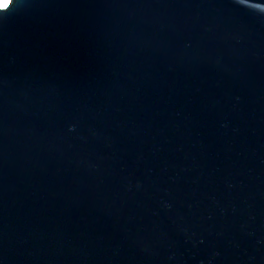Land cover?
<instances>
[{"label":"water","instance_id":"95a60500","mask_svg":"<svg viewBox=\"0 0 264 264\" xmlns=\"http://www.w3.org/2000/svg\"><path fill=\"white\" fill-rule=\"evenodd\" d=\"M0 264H264V0H10Z\"/></svg>","mask_w":264,"mask_h":264},{"label":"snow or ice","instance_id":"6c2138e0","mask_svg":"<svg viewBox=\"0 0 264 264\" xmlns=\"http://www.w3.org/2000/svg\"><path fill=\"white\" fill-rule=\"evenodd\" d=\"M10 6V0H0V10L7 9Z\"/></svg>","mask_w":264,"mask_h":264}]
</instances>
